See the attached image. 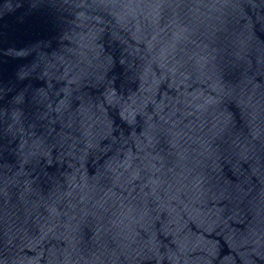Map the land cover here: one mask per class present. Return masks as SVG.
I'll use <instances>...</instances> for the list:
<instances>
[{
  "label": "water",
  "instance_id": "1",
  "mask_svg": "<svg viewBox=\"0 0 264 264\" xmlns=\"http://www.w3.org/2000/svg\"><path fill=\"white\" fill-rule=\"evenodd\" d=\"M0 264H264V0H0Z\"/></svg>",
  "mask_w": 264,
  "mask_h": 264
}]
</instances>
